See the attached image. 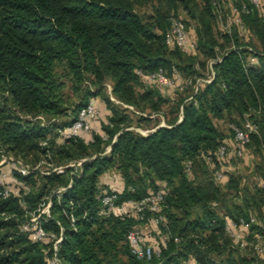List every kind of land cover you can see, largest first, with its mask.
<instances>
[{"label":"trees","instance_id":"obj_1","mask_svg":"<svg viewBox=\"0 0 264 264\" xmlns=\"http://www.w3.org/2000/svg\"><path fill=\"white\" fill-rule=\"evenodd\" d=\"M221 2L0 0V149L23 159L44 156L53 165L26 175L13 168L17 194L3 198L5 181L0 187V264H47L53 257L58 264H264L251 246L241 248L225 231L227 218L239 222L255 213L264 216V168L252 166L257 184L250 185L247 177L228 172L229 156L243 157L235 156L231 146L232 154L227 151L224 160L215 156L221 145L229 146L215 120L229 116L230 125L250 121L256 126L247 148L264 160V8L230 0L237 7L246 5L243 23L261 46L256 50L235 26L230 32L220 26ZM178 8L194 22L196 47L212 62L213 77L197 90L167 89L188 94L175 102L161 96L163 87L144 76L163 69L167 77L178 72L195 82L210 71L207 63L204 74L191 76V67L187 75L174 63L183 52L167 45L165 37L169 18H179ZM215 23L226 48L215 34ZM143 82L148 86L144 90ZM108 84L116 101L151 109L147 115L144 107L137 110V126L153 123L142 129L146 134L130 129L127 110L104 94ZM98 96L110 111L99 131L91 127L87 138L47 140L53 129L70 126ZM170 102L175 112L169 121L161 106ZM39 116L66 120L43 124ZM162 121L165 125L159 126ZM229 132L233 138L231 128ZM75 160H81L79 166H67ZM59 166H64L62 173L53 170ZM109 171L121 177V190L101 183ZM215 171L224 175L223 181ZM157 192L163 193L160 211L145 209L141 220L132 208L117 213L102 204L104 194L116 193L120 205ZM45 205L47 211L39 213ZM33 215L45 232L40 242L21 230ZM158 215L165 222L153 228L160 255L139 259L126 236L131 230L142 233L141 225H152ZM250 231L249 241L255 239L253 233L264 234L257 225ZM162 234H168L166 241Z\"/></svg>","mask_w":264,"mask_h":264},{"label":"built area","instance_id":"obj_2","mask_svg":"<svg viewBox=\"0 0 264 264\" xmlns=\"http://www.w3.org/2000/svg\"><path fill=\"white\" fill-rule=\"evenodd\" d=\"M246 1L256 9L262 10L264 8V0ZM246 13H248V9L245 4H242L241 7H237L231 4L229 8V16H226L227 20L224 26V29H226L228 32H230V28L232 26H235L238 29L239 36L243 37L244 41L247 40V34L244 27L242 15ZM219 16H222L221 11H219ZM165 42L169 46L178 47L183 52L192 50L195 47V44L193 40H191L185 22L175 16H171L169 18V30L166 34ZM249 61L252 64L257 63V59L255 58H250ZM210 64H212V62ZM212 77L213 72L211 70V67L210 71L206 73L205 78L196 79L195 82H193L191 79L184 78L178 72H175L171 77H167L163 69H159L156 72L144 76V78L150 83H157L165 89L178 92H183L190 87H193L195 90H197V88L204 83H209ZM99 116L100 111L98 110L97 106L93 101H89L79 111L74 122L70 126L60 131L61 137L87 138L91 132L92 123L97 118H99ZM155 116L156 115H152L151 117L154 118ZM164 125L165 124L163 121L159 124V126ZM230 128L233 131L232 152L235 156L242 157L246 152L251 134L256 131V126L250 121H246L240 127L232 124ZM227 151L228 147L223 144L218 148L215 156L220 160H224ZM206 159L208 161H211V157H206ZM10 165L12 166V168H15L20 175H26L30 169H37L36 167L33 168L30 165L21 164L20 162L13 160L10 162ZM79 165L80 162L71 164L70 166L76 167ZM53 170L58 173H62L63 167H55ZM214 176L219 181L224 180V175L219 171H215ZM5 179L6 173L0 171V187H2ZM1 194L3 198H5L9 195L17 194V190L13 187L4 186L1 188ZM117 199L118 196L116 193L104 194L102 197V204L109 211L116 212H120L125 208H132L137 214L138 218L141 220L143 218V212L145 209H148L154 213H158L160 211V203L163 202V193L157 192L145 197L141 201H127L120 205L116 204ZM47 208L48 205H46L42 209L41 213L46 212ZM38 217V215H33L30 219V222L24 223L21 227V230L27 232L31 240L34 242H40L45 239V232L37 223ZM159 224H162V226L165 224L164 218L161 215H158L154 219H152V227L154 229H157ZM253 225H257L259 226V228H262L264 230V216L262 218H259L257 215L251 214L248 219H241L239 220V222H234L231 219L227 218L225 222V231L227 236L231 238L235 244H238L241 248L251 246L261 258H264V234L258 232L253 233L255 239L253 241H249L247 239V235L251 232L250 228ZM167 238L168 234L160 235V239L162 241H166ZM126 240L129 244L131 253L139 259L150 260L153 256L160 255V249L155 247V243L153 241H150L149 238H147L143 233H140L136 230H131L130 232H128ZM54 249L56 248L54 247ZM47 264H58L57 258L53 257L48 261Z\"/></svg>","mask_w":264,"mask_h":264},{"label":"rangeland","instance_id":"obj_3","mask_svg":"<svg viewBox=\"0 0 264 264\" xmlns=\"http://www.w3.org/2000/svg\"><path fill=\"white\" fill-rule=\"evenodd\" d=\"M222 4V9L221 7L219 8L221 10L222 16H219V20H220V26H222V28L224 29V26L226 24V20H227V15L229 16V8L231 5L230 0H222L221 2ZM144 12H150L149 8H144L143 9ZM176 14L178 15V17L184 21L187 22V28L189 30V34L191 37V40H193L195 47L192 50H189L187 52H183L182 56L180 58H176L174 60V63L177 64L187 75H190L191 73L189 68L191 67L193 73L191 74V76H200L201 74H204L206 72V67H207V59L206 57L198 50V48L196 47V42H197V33H196V27L193 21H191L190 19H188L186 17V15L183 13V11L181 10V8H178L176 10ZM225 16V17H224ZM214 30H215V34L219 40L220 44H224L225 41L222 39V31L220 30V28L218 27V24H214ZM246 33L248 35V39L247 42H250V45L253 46L254 49L256 50H261V46L255 36V34L253 33V30L250 29L249 27L246 29ZM225 48L227 47L226 44ZM171 50H173V48H170ZM219 52L222 50H218ZM220 55V54H218ZM211 62L208 63V67H211ZM143 85V90L144 88L148 87L146 85L145 82L142 83ZM140 89V88H139ZM110 90L111 87L108 84L107 85V91H104L105 96H109L110 95ZM141 90V89H140ZM161 92V96L165 97L168 101L169 100H174L175 102H180L181 99H184L188 96V94H184V95H175L172 92L168 91L167 89H160ZM110 100L115 102L120 108L122 109H126L127 110V114L129 115V121H128V125L131 126L130 129H135L136 131H139L140 133H147L146 130H142L145 128H149L153 126V123H150L147 125V122H142L141 126H137V117L139 116V112L137 110H140V108H143L145 105L144 104H138V105H126L123 103H120L118 101H116L113 97L109 96ZM71 100H75V97L72 96L70 97ZM91 101H93L95 103V105L97 106L98 110L100 111V116L99 118H97L93 123H92V127L94 130L99 131L101 128V125L103 123L106 122V118L108 116V114H110V111L108 110V108L106 107V104L104 103V100L102 99L101 96L95 97V98H91ZM144 112L145 115L149 114L151 112V109H148V107H144ZM161 110L164 111L166 119L167 120H171L174 115L175 112V107H172V103L170 102V104H163L161 106ZM138 114V115H137ZM41 120V122L43 124H45L46 122H53V123H57V122H63L66 120V118H59V119H47V118H43L41 116L37 117ZM233 120V118H230L229 116H225L223 119L220 120H215V124L217 126V128L222 132V134L225 136V138H227L226 142L228 143V153L231 155V147L233 145L232 143V137L231 134L229 132V128H230V122ZM60 129L57 130H52L51 134L47 137V140L49 138H53L55 140H57V142H62V137L60 135ZM47 140L45 141V143L43 144V146L46 145ZM231 146V147H230ZM231 156H229V164H228V172L233 175V176H244L247 177V181L250 185L252 184H257L256 179H254V176H252V172H251V168L252 166H256L257 168H264V160H262V157H260L259 154L254 153V148L253 147H248L246 148V152L243 155L242 158L240 159H234ZM18 161L21 164H29L31 167H36L38 170H40L41 172L43 171H47L48 168H52L53 165L51 163H48V159L45 158L44 156L36 159V157H33V155H31L30 157H28L27 159H23L20 155H17L13 152H4L3 149H0V171H3L6 173V179H5V184L8 187H13L19 184V180L16 178V176L14 175L13 172V168L10 165L11 161ZM81 160H75V161H71L67 164V166H70L71 164H76L78 162H80ZM59 167H64V166H59ZM229 174V175H230ZM110 180V182L112 183V187L114 190H118V183L122 182L121 177L119 176V174L115 171H109L108 173H106L104 175V177L102 179H100V181L102 180ZM119 191V190H118ZM46 206V205H45ZM44 206V207H45ZM43 207V208H44ZM39 210V213H41L42 209ZM256 211V209L254 210ZM119 213V212H117ZM255 215H258L255 213ZM141 230L142 233L149 238L150 241H155L157 238L156 235L153 233V227L152 225H150V221H148L146 224L141 225ZM190 264H196L193 261Z\"/></svg>","mask_w":264,"mask_h":264},{"label":"crops","instance_id":"obj_4","mask_svg":"<svg viewBox=\"0 0 264 264\" xmlns=\"http://www.w3.org/2000/svg\"><path fill=\"white\" fill-rule=\"evenodd\" d=\"M106 174V173H105ZM104 174V175H105ZM104 175L103 176H101V179L104 177ZM101 183L103 184V185H105V186H108V187H110V188H112L113 189V187H112V183L110 182V180H102L101 181ZM118 190H121V188H122V186H123V184H122V182H120V183H118Z\"/></svg>","mask_w":264,"mask_h":264}]
</instances>
